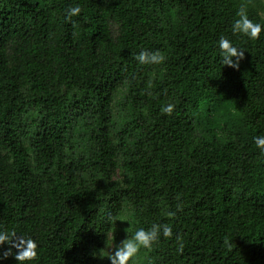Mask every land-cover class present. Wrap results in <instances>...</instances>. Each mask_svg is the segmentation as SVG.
Wrapping results in <instances>:
<instances>
[{
    "label": "trees",
    "instance_id": "obj_1",
    "mask_svg": "<svg viewBox=\"0 0 264 264\" xmlns=\"http://www.w3.org/2000/svg\"><path fill=\"white\" fill-rule=\"evenodd\" d=\"M241 7L264 23V0H0V228L33 264H111L153 222L174 236L130 264H264V33H232Z\"/></svg>",
    "mask_w": 264,
    "mask_h": 264
},
{
    "label": "clouds",
    "instance_id": "obj_2",
    "mask_svg": "<svg viewBox=\"0 0 264 264\" xmlns=\"http://www.w3.org/2000/svg\"><path fill=\"white\" fill-rule=\"evenodd\" d=\"M80 13L81 8L78 4L70 6L66 10V19L71 20L72 17L78 16ZM258 15H264V13L258 12ZM236 16L238 18L234 19L231 25V31L234 35L256 40L264 33V23L250 19L246 8L241 7ZM217 47L220 61L224 66L234 69L240 67V62L245 57L246 51L243 47L238 46L225 36L219 38ZM134 56L141 65H160L166 59L159 50L149 51L145 49L134 54ZM148 95H151L150 91ZM174 109L175 105L172 102L162 104L160 107L161 113L166 115H172ZM253 139L260 154L264 155V135H257ZM168 215L173 216L175 213L169 211ZM173 236V228L168 223L153 222L148 227H138L131 236L127 235L116 245L115 250L109 256L111 264H130L141 249H151L162 237L171 239ZM176 241L178 242L177 251L183 252L184 244L178 235ZM223 244L225 247H232V242L227 236L224 237ZM5 245L9 247L5 248ZM9 256L15 259L16 264H33L39 257L37 240L31 236L18 234L15 229L0 228V262L7 260Z\"/></svg>",
    "mask_w": 264,
    "mask_h": 264
},
{
    "label": "rangeland",
    "instance_id": "obj_3",
    "mask_svg": "<svg viewBox=\"0 0 264 264\" xmlns=\"http://www.w3.org/2000/svg\"><path fill=\"white\" fill-rule=\"evenodd\" d=\"M108 251L110 252V254H112V252L114 251V249L112 248V246L108 249Z\"/></svg>",
    "mask_w": 264,
    "mask_h": 264
}]
</instances>
